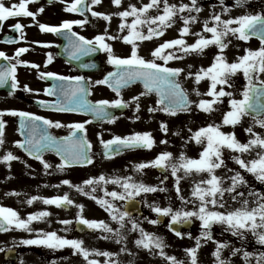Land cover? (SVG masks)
Returning a JSON list of instances; mask_svg holds the SVG:
<instances>
[{
    "label": "snow or ice",
    "instance_id": "1",
    "mask_svg": "<svg viewBox=\"0 0 264 264\" xmlns=\"http://www.w3.org/2000/svg\"><path fill=\"white\" fill-rule=\"evenodd\" d=\"M34 2L36 0H20L19 3L8 5L5 0H0V28L3 27L2 22L9 18L32 17L33 23L38 24L43 32L66 36L68 44L65 46V51L74 59L78 60L82 56L99 50L107 53V62L113 65L115 70L108 72L102 79L96 80L97 85H107L118 95L123 89L137 82H141L144 88V91L132 96L129 100H125L120 95L118 99H101L90 102L86 98L89 89L84 77L41 71L38 74L42 79L54 78L57 81L56 84L43 90L49 95H56L57 99L38 101L41 105L60 112L91 113L93 120L107 118L114 123L117 117L108 111L109 107L127 108L134 104L135 111L138 113L142 107L141 98L156 93L158 97L155 101L156 106H150L147 109L151 113L160 111L171 116L178 113H191L193 105L197 111L209 115L220 112L222 119L219 123L213 120L195 131L188 129L190 135L187 141H194L195 144L202 146L197 157L188 156L184 151L176 156L165 150L154 159L137 163L134 166L137 172H143L148 167L170 170V174L174 177L175 192L182 202L179 208H173L171 203L161 206L153 202L149 207L156 214V218L144 217V219L156 225L161 223L163 218H170L168 229L181 239L185 235L192 238V233L180 231L177 225L190 224L193 218L200 221V234L194 238V245L184 250L188 264H200V249L208 241L215 243L212 253L215 258L214 264H233L232 257L238 255L243 256L244 264H264V249L249 251L245 246L248 234L255 238L257 244L264 246V131H256L255 128L259 125L264 130V12L229 15L228 18H224L223 13H230L233 6H243L245 0H235V5L231 6L225 4V0H219L222 6L221 11H216L217 6L213 4L212 14L203 20L201 30L195 32L192 26L198 22L199 13L203 10V5L198 0H190V2L180 0L179 3H171L169 0H148L141 6L130 3L123 10L115 13L93 10L92 5L100 4L101 0H91V3L88 0H71V3L68 0H62L67 12H91L92 16L103 17L107 21H111L113 15H116L122 18L119 31L123 33L127 29V34L122 36L112 35L105 29L103 33L88 38L73 31L75 25L84 26L86 19H64L57 25L40 23L35 18L44 12V7L40 6L36 11H32L28 5ZM112 2L117 7L123 4V0H112ZM152 10H155L156 14H151ZM129 17L132 18L130 22ZM178 20L183 21L178 37L158 43L150 51V58L140 54L138 41L163 37L167 29L176 24ZM10 27L20 33L19 39L25 38L23 23L17 22ZM189 34L196 37L194 42L189 43L185 39ZM254 36L259 38L260 46L256 49L246 48L243 55L230 61L225 50L232 43L231 37L249 41ZM117 39H122L131 45L130 54L115 53L113 44L108 40ZM7 40L9 43L15 42L12 37H8ZM35 43L48 46L45 42L36 41ZM210 46L216 47L218 51L214 53L212 62L208 66L200 65L193 71L195 65L191 63L183 67L169 64L170 61L183 60L192 54L202 55L204 50ZM28 51V47H20L15 50L14 56H9L5 51L0 50V58L7 61L6 64H0V86L7 85L11 81L13 90L20 87L17 77L18 65L40 68L39 64L20 59L21 54ZM52 61L53 55L48 53L46 64H51ZM94 66V64L83 65V67ZM241 72L247 83L237 97L236 90L229 89L234 88L233 77ZM182 75L186 79H192L195 85H199L202 80L206 79L209 82L207 91L202 93L199 87H194L192 92L199 99H190L188 89L181 82ZM23 88L28 92L34 91L28 85H24ZM225 98H227V109L222 111ZM6 113L22 117L19 132L24 139L16 140L15 144L28 156L40 161L46 173L53 168V164L44 158V153L49 150L60 157L61 162L55 167L61 172L73 165L94 163V157L90 151L92 144L87 139L86 128V125L92 121L85 120L64 125L60 120L48 119L33 112L3 109L0 110V149L6 143L7 121L3 118ZM246 116L252 117V123L244 129L248 134L246 141L240 140L235 131L223 130L225 126L235 129L237 125L242 124ZM136 119H139V116H136ZM65 126L69 127L71 132L64 137L53 136L47 131L49 127ZM160 127L165 133L169 131L166 121H161ZM99 135L100 143L104 148L103 154L108 159L132 148L151 149L156 143L152 133L147 131L135 132L126 136L113 135L107 140L103 138L102 133ZM176 135H180L179 130ZM161 143L167 144L168 141L164 139ZM226 151L228 152L227 157L225 156ZM19 159L20 157L11 150H5V153L0 155V161L6 162L9 168H11V161ZM228 160L233 161L236 167H229ZM28 167L31 166L28 165ZM193 174L201 175L203 178L193 182L190 197H185L181 181ZM167 179L165 175L164 180ZM256 182H259V187ZM163 183L162 180L159 184L153 185L137 181L133 176H106L103 173L90 177L81 184H73L69 179L61 181V184L69 185L84 195L90 196L110 213L111 220L119 225L118 228H113L104 220L86 218L83 215V204L76 205L79 212L75 221L82 231L100 230L106 233L102 236L103 239H114L116 243L122 244L119 252L89 248L85 246L83 239L68 238L59 235L55 230L34 229L32 227L34 221H42L52 215L46 209L31 212L26 217H22L17 209L0 204V232H9L13 229L35 232L34 237L22 239L19 243L43 245L50 249L70 247L74 253L84 258L85 264H121L120 253L136 256V253L127 247V236L124 230L128 229L130 232L139 233L134 241L138 249L147 250L153 256L158 255L168 264H186L185 260L178 259L177 256L166 251L168 244L163 236L145 229L141 221L129 210L130 207L135 208L136 198L142 194L167 192L168 189L161 186ZM108 184L118 185L121 190L109 191ZM101 185L103 196H97V188ZM54 187H59V185H54ZM5 195L19 196L20 193L12 191ZM38 199L46 205L57 207L75 204L68 193L50 197L31 196L27 204L31 205ZM229 200L239 202L240 206L230 207ZM189 203L195 206L189 209L186 207ZM59 222L65 226V232L71 231L73 220L63 219ZM217 224L221 225L224 231L231 232L234 237L238 238L240 246L237 247L231 240L215 239L213 226ZM226 249L230 250V256L224 255ZM4 251L5 248L0 247V252ZM95 257L105 259L101 261ZM128 264H134V260H129Z\"/></svg>",
    "mask_w": 264,
    "mask_h": 264
},
{
    "label": "flooded vegetation",
    "instance_id": "2",
    "mask_svg": "<svg viewBox=\"0 0 264 264\" xmlns=\"http://www.w3.org/2000/svg\"><path fill=\"white\" fill-rule=\"evenodd\" d=\"M20 2V0H19ZM71 3V0H68ZM91 3V0H88ZM148 0H138L135 2L137 6H141L142 3H147ZM171 3H179L180 0H169ZM190 2V0H189ZM199 3L203 5V10L199 13L206 14L205 18H208L212 14L211 6L215 4L221 10L222 6L219 4V0H198ZM8 4V0H5ZM105 0H101L98 5H92V9L95 11H101ZM225 4L229 6L235 5V0H225ZM40 6L44 7V12L40 13L35 19L40 23H48L51 25H57L61 23L64 19H86L84 26L75 25L73 31L79 32L80 34L92 38L97 34L103 33L105 29L112 35L122 36L127 34V29L121 33L119 31V26L121 24V17L113 15L111 21L105 20L103 17H94L91 12L84 13H70L65 11L66 5L62 0H36L34 3L28 5L29 9L36 11ZM112 12L106 13H115ZM264 12V0H245L243 6H233L231 7L230 13H223L224 18H228L229 15L236 16V14L241 13H259ZM151 14H156L155 10L151 11ZM195 14V13H194ZM131 17L128 18L129 22ZM20 22L25 25L24 33L25 38L23 40L19 39L20 33L13 30L10 26ZM3 27L0 28V50L5 51L9 56L15 55V50L20 47H28L29 51L21 54L20 59L30 61L40 65L39 69L33 68L30 65H18L17 77L20 82V87L16 90L11 88V81L7 85L0 86V110L3 109H18L27 112H33L37 115L44 116L52 120H60L62 124L69 125L73 122H83L85 120L92 121L86 125L87 128V139L91 141L92 148L91 154L94 159L99 156L103 160H111L116 157L123 156L126 153H132L134 155L140 154L142 151L147 153L153 148H138L131 149L119 153L118 155L108 159L104 156V148L100 143V135L103 134L105 140L111 139L113 133L130 135L135 132H151L155 138L156 144L155 149L150 153L151 156L156 157L160 152L165 150H171L178 142L179 135H176L177 130L180 128V121L183 118V113H178L175 116L168 115L164 112H154L151 113L147 109L150 106H156L155 101L157 97L153 94L141 98V110L140 112L135 111L134 104L127 108H115L109 107V111L117 119L115 124L108 127L107 124L113 123L110 120H103L102 118L92 119V116L85 114L83 112H60L52 109L50 107H45L38 103V101H53L57 99L56 95H49L43 90L57 81L54 78L42 79L39 76L41 71H51L56 72L64 76H82L85 78V84L87 85L89 91L87 92L86 98L91 102H95L101 99H118L120 95L123 96L125 100H129L132 96L138 95L140 92L144 91L141 85H134L128 89L122 90L121 94H117L112 88L106 85H97L96 80L102 79L108 72L113 70V65L107 62V53L103 50H99L94 53H90L87 56H82L80 59H74L68 55L65 51V46L68 44V39L64 35H57L56 33L43 32L38 24L33 23L32 17H14L9 18L7 21L2 22ZM109 25V26H108ZM183 21L178 20L176 24H173L167 29L164 36L157 39L145 40L144 46L140 45V54L145 55V53H150L158 43L166 39L176 38L180 35L179 28L182 27ZM111 26V27H110ZM203 26L200 27V19L196 24L192 26V30L199 32ZM146 32V28L144 29ZM210 35V34H209ZM12 37L15 39L14 43H9L7 38ZM185 39L191 43L194 42L196 37L191 34L187 35ZM232 43L229 48L226 49V54L229 60L235 59L239 55L244 54L246 48L256 49L260 46V40L258 37H252L249 41L238 40L235 37H231ZM36 41L45 42L48 46L43 44H37ZM109 43L113 44L114 51L119 55H128L131 51V45L122 39H117L115 41L108 40ZM140 42V41H138ZM217 52L209 51V55L212 56ZM51 53L53 55V61L51 64H46L47 54ZM211 61V59H208ZM160 62V61H158ZM189 62V63H185ZM3 58H0V64H6ZM193 64L195 67L193 71L198 68V60L195 58V54L186 56L183 60L170 61V66H185L187 64ZM85 64H94V67H83ZM183 76V75H182ZM181 76V78H182ZM180 78V79H181ZM192 80V79H191ZM206 83L208 81L205 79ZM193 82V80H192ZM194 83V82H193ZM236 84L240 87L243 86V79L237 75ZM28 85L34 91L28 92L24 90L23 86ZM35 90H39L38 92ZM139 116V119H136ZM7 124L5 126V132L7 128H14L18 139H23L19 132V122L22 117L13 116L6 113L3 117ZM161 121H166L168 124L169 131L167 133L163 132L160 127ZM48 131L50 134L56 137H64L70 134L71 129L67 126L65 127H49ZM112 131V132H111ZM167 139L168 143H161L162 140ZM169 146V147H168ZM170 148V149H169ZM200 150V149H199ZM3 155V154H0ZM47 154L44 155V157ZM228 156V152H225ZM31 162H39L38 160L24 155ZM228 164H233L231 160L227 161ZM88 166V165H87ZM87 166H77L70 168L81 170ZM152 168V167H151ZM20 164L11 165L9 170L7 169L6 162L0 161V204L9 206L17 209L22 216L23 204L20 203V196L16 195H5V193L16 191L24 188L25 183L34 184L37 177L35 175H29L22 170ZM69 169V168H68ZM154 169V167H153ZM165 171V174H167ZM157 172V171H156ZM33 174V173H32ZM250 178V177H249ZM68 179V177L66 178ZM259 187V182H256ZM69 186V185H68ZM8 232H0V247H4L5 251L0 252V264H85L84 258L74 253V251L65 247L60 250H54L46 248L39 245H34L27 249L24 244L14 243L9 244ZM88 234V233H84ZM84 234L78 232H70L68 234L69 238H78ZM21 238L20 234L17 235ZM9 249H12L9 251ZM26 255V256H25ZM30 256L31 259L26 260V257ZM97 258V257H95Z\"/></svg>",
    "mask_w": 264,
    "mask_h": 264
},
{
    "label": "rangeland",
    "instance_id": "3",
    "mask_svg": "<svg viewBox=\"0 0 264 264\" xmlns=\"http://www.w3.org/2000/svg\"><path fill=\"white\" fill-rule=\"evenodd\" d=\"M136 1L138 0H123L122 6L117 7L115 4H113L112 0H105L102 10L104 12H112L115 10L121 11L124 8H126L128 4L135 3ZM184 2H189V0H184ZM13 3H19V0H8V5H11ZM216 11L219 12L221 10L219 8H216ZM238 15H241V13L236 14V16ZM205 16L206 14L203 15L202 13L200 16V20H204ZM121 22H122V18H121ZM202 24L203 23L201 22V26ZM138 43L141 44L142 46L145 45V43L143 42H138ZM144 56L146 58H150L149 53L147 54L145 53ZM202 58H204V55L203 56L200 55V59ZM212 59H213V55H212ZM207 62H204L203 60V62H200L199 66L203 64L205 65L209 64ZM185 63H189V62H185ZM239 75L241 78L244 79L246 84L247 81L243 76L242 72L239 73ZM235 77H233V80H235ZM182 81L188 88L192 100H198L199 97H197L195 93L192 92L191 79H186L184 76H182ZM242 89L243 86L240 88L234 85V88L229 90H236V95L237 97H239V92L242 91ZM226 109H227V98H225V104L222 108V111ZM182 117L183 118L180 121V128H179L180 135L178 138V142L171 150L168 151L172 152L176 156H178L181 151H184L188 156L197 157L199 154V149L202 150V146L195 144L194 141H187V137L190 135L188 129L191 128L193 131H195L200 126L212 122L213 120L219 123L220 120L222 119V116L220 112H215L209 115L202 111H197L195 105H193V111L191 113H183ZM251 123H252V118L246 116L242 124L237 125L235 127L236 131L238 132L237 137L240 140L246 141L248 139V134L245 132L244 129L247 128ZM114 124L115 122L107 124L108 127H105V129L106 128L110 129V127H112V125ZM228 128L233 129L231 126H228ZM255 128L256 131H264L260 128L259 125H256ZM235 129H233L232 131H235ZM113 135L125 136L124 134L121 133L119 134L113 133ZM5 138H6V143L4 147L0 149V154H4L5 150H11L15 155L20 157L19 160L11 161V165L13 166L16 164H20L23 168L22 170H24L25 173L29 175H35L37 177L33 185H31L32 182L25 183L24 188L18 191L20 193L19 196L21 198L20 203L23 204L22 217H26L31 212L41 211L45 209L52 214L45 220L34 221L32 224V227L34 229H44L45 231L55 230L59 235L67 236V237L70 232L75 233L73 228L74 218L79 212V209L76 207L77 204L84 205L83 215L86 218L104 220L109 224H111L113 228L119 227V225L115 221L111 220L110 213H108L104 207L99 205L96 202V200L92 199L90 196L84 195L83 193L79 192L76 188L61 184V181L66 179L67 177L69 180L72 181L73 184H81L84 180L93 176H99L101 173L105 174L106 176H113V175L133 176L134 179L137 181H143L144 183L153 184V185L159 184L160 181H162V177L159 176L156 172H154V170L151 167L145 168L143 172H137L134 167L137 163L154 159L155 157L151 156L150 153L153 151V149H155V147H153L151 151L148 150L147 153H144L143 151L138 155H134L132 153H126L123 156L116 157L111 160H103L100 159L99 156H96L94 159V163L88 167H85L81 170H77V169L70 170L67 168L65 171L62 172L57 170V168L55 167V165H58L60 161L53 155L49 154L46 155L44 158L45 160L53 164V168L49 169L48 172L46 173L44 171L43 164L41 162H37L35 165L32 162H30V160H27L25 157H22L23 153L19 150V148L15 144V141L17 140V135L14 128H9V129L7 128V131L5 132ZM28 165H30L31 167H28ZM228 165L229 167H236L235 163ZM6 166L7 169L9 170L7 163ZM218 174H220V170H218ZM168 176H169L168 181L164 182L163 185H161L162 187H166L168 189L167 192L142 194L139 197L143 201L145 212L147 214L145 217H148L149 219L156 218V214L149 207V205L152 204L153 202L161 206H167L169 203H171L173 208L181 207L182 202L179 200L175 192L174 177L170 174V170L168 172ZM202 178L203 177L201 175L193 174L183 179L181 181V188L183 190V195L185 197H190L193 182L195 180H199ZM54 185H59V187H54ZM107 187L109 191L113 189L117 191L121 190L120 187L115 184H108ZM64 193H68L70 198L75 201V204L70 205L71 209L69 212L55 205H46L45 203H43L42 200L39 199L34 201L33 204L31 205L27 204V200L31 196L50 197L55 195H63ZM96 195L103 196L102 185L97 188ZM194 206L195 205L191 203L186 205V207L189 209L193 208ZM229 206L239 207L240 204L239 202H233L229 200ZM63 219L73 220V224L71 225V231L68 232L64 231L65 226L59 222L60 220ZM138 219L141 221L145 229H147L148 231L155 232L158 235H161L165 238V241L168 244V248L166 249V251L169 254H173L177 256L178 259L185 260L186 264H188L184 250L188 247L193 246L195 243L194 238L200 234V227H199L200 221L197 218H193L195 222V229L191 232L192 238H189L187 235H185L184 238L182 239L172 234L168 229L167 224L170 219L168 217H166V221L164 223L162 224L159 223L156 225L150 224L148 220L144 219V217ZM19 234L21 235L20 236L21 238L17 236ZM35 234H36L35 232L30 233L20 229H13L7 233L9 244L19 243V241L22 239L32 238L35 236ZM124 234L127 236V247L130 248L133 253H136V256L133 257L132 255L127 253H120L119 259L121 261V264H128L129 260H134V264H168L167 261H165L163 258L159 257L158 255L153 256L147 250L138 249L135 246L134 241L139 235L138 232H130L128 231V229H125ZM103 235H106V233H102L100 230H95L93 233L84 234L82 236H79L78 238L83 239L85 242V246L89 248H98L101 250L119 252L120 248L123 245L116 243L114 239L105 240L102 238ZM213 236L215 239L231 240L235 243L237 247L240 246L239 239L234 237L231 232L228 233L227 231H224L223 227L219 224L213 226ZM24 246L27 248L31 247V245H24ZM245 246L248 248L249 251L264 249V246H261L256 243L255 238L251 234L247 235V244ZM214 249H215L214 241H208L207 243H204L202 245L199 252L200 264H214L215 258L212 255ZM54 250H60V249H54ZM224 255L230 256L231 255L230 250L226 249ZM97 258L100 259L101 261L105 259L104 257H97ZM28 259H31V257L30 256L26 257V260ZM232 261L233 264H244L242 255L232 257Z\"/></svg>",
    "mask_w": 264,
    "mask_h": 264
},
{
    "label": "water",
    "instance_id": "4",
    "mask_svg": "<svg viewBox=\"0 0 264 264\" xmlns=\"http://www.w3.org/2000/svg\"><path fill=\"white\" fill-rule=\"evenodd\" d=\"M137 83H140V84H142L141 82H137ZM136 84V83H135ZM143 85V84H142ZM156 96H157V94L156 93H154ZM89 114H91V113H89ZM23 150V149H22ZM24 151V150H23ZM49 151H51V150H49ZM49 151H46V152H49ZM51 152H53V151H51ZM55 153V152H54ZM56 154V153H55ZM136 204H135V208H132V207H130L129 208V210L132 212V214L134 215V214H137V215H141L143 212H142V208H141V201L139 200V199H137L136 198ZM65 209H68L69 208V206H67V207H64ZM163 220H164V218H163ZM162 220V221H163ZM191 226H192V221H191V223L190 224H186V225H177L176 227L181 231V229L182 228H187V229H189V228H191ZM76 228H77V230H79V231H81V232H84V231H88V230H90V229H86V230H81V228H80V226H78L77 225V223H76Z\"/></svg>",
    "mask_w": 264,
    "mask_h": 264
}]
</instances>
